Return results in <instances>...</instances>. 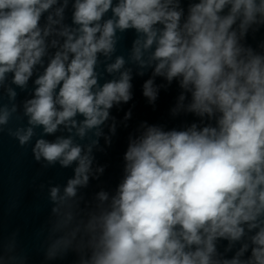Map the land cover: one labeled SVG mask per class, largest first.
I'll return each instance as SVG.
<instances>
[{
    "label": "clouds",
    "instance_id": "9594fccd",
    "mask_svg": "<svg viewBox=\"0 0 264 264\" xmlns=\"http://www.w3.org/2000/svg\"><path fill=\"white\" fill-rule=\"evenodd\" d=\"M149 70L148 104L175 83L171 115L194 119L141 121L115 190L88 198L111 110ZM4 132L40 169L72 170L38 185L50 205L40 264H264V0H0ZM0 264H32L19 227L0 225Z\"/></svg>",
    "mask_w": 264,
    "mask_h": 264
}]
</instances>
